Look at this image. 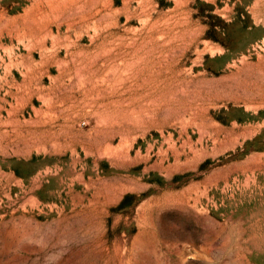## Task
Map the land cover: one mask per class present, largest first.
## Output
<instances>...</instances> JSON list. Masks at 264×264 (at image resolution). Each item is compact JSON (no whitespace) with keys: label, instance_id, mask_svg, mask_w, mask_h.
Listing matches in <instances>:
<instances>
[{"label":"rangeland","instance_id":"1","mask_svg":"<svg viewBox=\"0 0 264 264\" xmlns=\"http://www.w3.org/2000/svg\"><path fill=\"white\" fill-rule=\"evenodd\" d=\"M0 264H264V0H0Z\"/></svg>","mask_w":264,"mask_h":264}]
</instances>
